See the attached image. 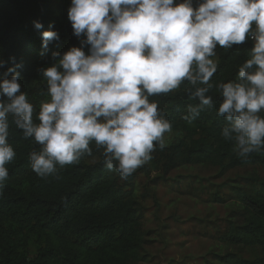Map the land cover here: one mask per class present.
I'll use <instances>...</instances> for the list:
<instances>
[{
	"label": "clouds",
	"instance_id": "1",
	"mask_svg": "<svg viewBox=\"0 0 264 264\" xmlns=\"http://www.w3.org/2000/svg\"><path fill=\"white\" fill-rule=\"evenodd\" d=\"M67 19L80 46L52 52L55 62L40 70L49 99L36 119L21 91L22 65L14 57L0 60V68L12 64L0 74V196L9 179L6 165L16 156L10 124L40 146L29 160L42 180L58 179L61 168L92 156V144L103 149L105 168L127 180L166 147L164 136L172 131L150 98L184 82L199 102L184 120L191 123L214 106L209 93L215 88L222 98L217 115L226 122L222 138L241 158L264 152V0H71ZM41 37L45 51L59 40L53 30ZM249 40L237 79L212 83L217 47Z\"/></svg>",
	"mask_w": 264,
	"mask_h": 264
},
{
	"label": "trees",
	"instance_id": "2",
	"mask_svg": "<svg viewBox=\"0 0 264 264\" xmlns=\"http://www.w3.org/2000/svg\"><path fill=\"white\" fill-rule=\"evenodd\" d=\"M196 0H194L195 5ZM71 0H0V60L14 57L21 73V91L28 94L38 115L42 101L48 100L46 81L40 70L55 61L52 52L79 47L73 35L67 10ZM34 22L43 27L37 30ZM53 30L59 40L45 51L41 33ZM82 39V38H81ZM252 41L230 49L217 47V72L214 84L235 81L238 69L248 59ZM87 54V46L85 47ZM9 62L0 74L11 67ZM187 82L168 94L150 99L166 107L159 109L181 139L174 145L152 153L149 168L164 173L181 167H212L220 174L247 167H264V152L239 157L234 143L225 141L221 130L223 117L217 115L222 98L217 89L209 95L214 106L205 109L191 123L184 120L189 106L198 104L186 91ZM38 122V121H37ZM9 143L16 156L6 165L9 179L0 196V264H139L146 244L141 231L142 215L133 177L121 180L104 166L103 149L91 145L92 156L78 164L67 165L59 178L42 180L31 170L29 154L40 146L25 139L21 130L10 124ZM96 159L94 164H87ZM236 210L217 242L234 248L258 251V257L246 261L233 254L218 257L219 264H264V177H248L228 187ZM214 202L222 197L212 195ZM35 251L28 258L29 249Z\"/></svg>",
	"mask_w": 264,
	"mask_h": 264
},
{
	"label": "rangeland",
	"instance_id": "3",
	"mask_svg": "<svg viewBox=\"0 0 264 264\" xmlns=\"http://www.w3.org/2000/svg\"><path fill=\"white\" fill-rule=\"evenodd\" d=\"M217 62V57H215ZM160 107H166L159 104ZM168 148L181 139L169 132L164 136ZM94 159L87 164H94ZM142 215L141 231L146 244L139 264H219L218 257L233 254L253 261L258 251L225 246L216 241L226 221L236 210L228 187L248 177L263 178L264 167H247L220 174L212 167H181L164 173L153 171L149 163L133 175ZM212 195L224 202H214ZM35 251H28L32 259Z\"/></svg>",
	"mask_w": 264,
	"mask_h": 264
}]
</instances>
